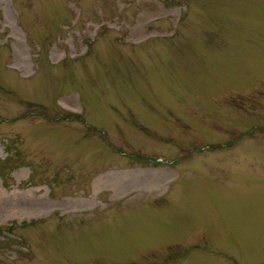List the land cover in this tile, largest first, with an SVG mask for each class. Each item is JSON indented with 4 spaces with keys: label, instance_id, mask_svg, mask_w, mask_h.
I'll use <instances>...</instances> for the list:
<instances>
[{
    "label": "rangeland",
    "instance_id": "374dc122",
    "mask_svg": "<svg viewBox=\"0 0 264 264\" xmlns=\"http://www.w3.org/2000/svg\"><path fill=\"white\" fill-rule=\"evenodd\" d=\"M0 264H264V0H0Z\"/></svg>",
    "mask_w": 264,
    "mask_h": 264
},
{
    "label": "bare ground",
    "instance_id": "6f19581e",
    "mask_svg": "<svg viewBox=\"0 0 264 264\" xmlns=\"http://www.w3.org/2000/svg\"><path fill=\"white\" fill-rule=\"evenodd\" d=\"M11 208H12V209H15L14 206H11ZM18 208L22 209L24 212H28V211L30 210V208H29L28 206H27V207H25V206H20V207H18Z\"/></svg>",
    "mask_w": 264,
    "mask_h": 264
}]
</instances>
